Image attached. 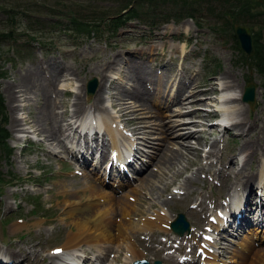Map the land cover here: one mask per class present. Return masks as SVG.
I'll return each mask as SVG.
<instances>
[{
  "label": "rangeland",
  "instance_id": "rangeland-1",
  "mask_svg": "<svg viewBox=\"0 0 264 264\" xmlns=\"http://www.w3.org/2000/svg\"><path fill=\"white\" fill-rule=\"evenodd\" d=\"M183 1L190 5L183 6ZM243 1H248L250 10L253 12L264 10V0H240L232 4L226 0H0V31L7 32L13 29L15 35L36 34L43 42L42 44L28 41L26 35H16V40L0 41V93L7 113L5 128L10 135L7 142L14 149V152L6 159H2L0 154V245L6 250L13 248L21 252L18 264H56L58 259H51L49 254H56L53 249L61 248L73 229L69 224L68 214L63 210L67 204L64 201L72 193L84 198L86 194L81 191V188L85 181L91 183L88 179H93L94 183L99 184L95 174H89L87 179H84L76 173L83 171L82 167L67 159L63 143L55 147L54 151L48 152L51 145L46 144L43 135L37 134L30 127L33 123H29L28 120L32 118L20 121L18 126L21 129L18 126L16 129L11 128L13 117L21 119L26 115L29 118L37 113L39 102L27 101V98L23 95L19 96L20 92L16 91L18 101L15 104L19 109L12 115L11 109L14 103L11 104L7 98L8 89L11 88L13 91L25 69L34 66L38 68L42 62L46 71L47 69L52 72L58 70L56 72L60 78L55 98L56 101L60 100L62 107L56 110L58 111L56 114L57 119H60L64 125L69 116L80 110L81 106L84 111L89 109L92 97L99 89V78L93 68L107 63L108 60L112 61V56L117 58L115 69L107 70L105 73L108 78L115 77L113 79L117 82L120 79L115 88L135 87L137 81L135 75L138 73V76L147 81V90L150 93L147 102L151 103V99L158 102L156 106L153 105V109L162 112L166 124H170L171 120L177 117L172 113L176 103H172L167 109L164 108L165 105H162L166 98L162 97L163 92L165 95L168 93L172 82L175 83L176 88H183L182 91L187 92V95L191 85L195 87L194 90L208 88L213 80L218 83L217 78L224 72L230 73L229 79L237 82L242 91L250 82L256 85V98L252 108L247 103H236L242 108V114L239 113L236 119L239 120L240 127H231L229 133L222 127H216L207 136L204 134L207 143L217 140L213 158L207 161L201 160L200 163L198 160L181 159L179 161L181 164L170 167L167 174L161 176V181H158V178L154 181V184L157 183L156 186L145 184V187L141 189L138 181L141 174L136 175L131 183L123 187L103 186L108 192L116 188L114 195L124 194L132 187H136L141 192L137 193L135 205L144 211L140 216L132 215L131 217L138 224L142 217L151 215L154 211H168L167 213L172 217L182 212L196 231L193 236H197L209 222L208 216L212 212L209 211L204 216L205 210L198 211L199 206L196 204L192 207L195 200L198 202L205 197L206 204L212 209L226 199L227 186L231 183L237 184L239 178L243 176H250V178L258 176L264 162V80L240 58L241 52L237 50L236 39L232 36L234 34L232 25L241 23L248 26L253 33L260 32L264 42V19L256 17L251 23H243V20H248L243 12H240V5L245 3ZM130 8L138 9L139 18L128 20L117 29L109 28V22L112 19L126 14ZM233 13L237 14L233 16ZM8 14L14 16V19L8 21ZM71 15L94 23V35L87 38L71 31V24H69ZM232 18L237 20L234 22ZM117 70L120 74H117ZM92 78L96 79L97 85L94 92L89 95L87 83ZM143 80L136 84L139 89L143 87ZM154 85H159L164 91L158 94L155 88L150 89L151 86L157 87ZM106 91L103 95L107 97ZM201 91L197 93V96H200L198 100H192L183 111L187 112L197 109L198 106H204L202 110L207 113L214 108L210 107L208 102L211 100L208 99L211 96L214 98L218 93L206 95ZM109 92L115 93L116 90L111 88ZM76 93L80 97L78 101L75 99ZM28 95L30 94L25 96ZM73 102L79 103V106L75 107L72 105ZM103 104L107 108L109 101L105 99ZM64 110L66 115L63 113L61 117L59 113ZM110 112L116 113L114 110ZM81 114L78 118L82 117ZM192 115V113L185 114L182 117L198 118L195 114L193 117ZM134 117H136L135 114L129 115L127 121L130 124H137L133 120ZM213 120L217 121L219 117L210 116L206 121L207 128H212L209 125ZM125 125L129 127L126 123ZM61 131L65 133L66 138L68 136L66 126L62 127ZM69 132L71 137L69 143H66L71 145L76 142L78 132ZM157 132L158 130L152 131L151 139L154 142L160 141V134ZM189 142L197 146L195 136L189 138ZM249 143L252 144L251 148ZM97 145L99 146V143ZM108 145L106 142L105 146L109 147ZM245 145H248L246 150L242 148ZM202 147L201 158L209 150L208 146ZM143 148L150 154L153 150L152 146H143ZM240 149L243 150L241 153ZM106 158L102 160L105 161ZM210 161H212V168L207 172L205 168L200 170L198 178H194L187 189L180 190L177 187L181 186L184 178L191 176L199 164L204 166ZM181 167H184L181 173L176 174ZM222 168L225 172L221 171ZM213 172L217 175H213ZM172 177L174 180L169 182ZM165 182L168 183L167 188L164 186ZM148 192L151 194L149 195ZM171 193H175L176 196H172ZM145 195L151 196L157 205L149 206L151 202ZM169 195L172 196L169 199L171 202L166 201V204L162 206L160 203L168 199ZM22 223L24 225L21 228L12 230L14 226H21ZM149 231L135 230L134 234L129 236L128 240L135 244L137 249L132 254L134 258L145 257L159 259L163 264H178L174 257L168 258L167 254L180 255L178 251L185 247H181V242L186 243L187 249L197 244L194 243L196 238L192 236L188 239L183 238L178 244L179 247L174 249V245L178 242L166 226L161 229L155 227ZM241 233L242 231L232 234L230 237L236 238L234 240L233 238L221 239L226 244L219 242L212 244V248L219 254L220 264H237L239 253L246 244L254 247L253 250L264 248L263 240L258 241L257 233L249 231L240 237ZM230 234L226 232V235ZM217 235L218 233L215 236ZM114 244L108 259H111L113 264H125L127 248L123 242ZM21 246L28 251L32 250V254L24 260V249L20 248ZM225 246H229L230 249L228 250ZM197 247L198 245L195 246ZM82 249H85V246ZM33 254H36V257ZM62 254L57 255L61 258ZM85 254L91 256L88 250ZM190 254L193 260L198 259L192 264H202L203 258L197 256L194 250ZM104 263L108 264L106 261Z\"/></svg>",
  "mask_w": 264,
  "mask_h": 264
},
{
  "label": "bare ground",
  "instance_id": "bare-ground-1",
  "mask_svg": "<svg viewBox=\"0 0 264 264\" xmlns=\"http://www.w3.org/2000/svg\"><path fill=\"white\" fill-rule=\"evenodd\" d=\"M181 49L183 50V47ZM112 58V61L108 60L107 63H102L100 66H95L93 68L94 72L98 75L99 78V89L97 90V93L92 97V103L89 105V109L84 111L83 106H81L80 110H78L76 113L73 112L74 114L69 116V119L66 121L65 125L60 121V119H57L58 111L56 110L62 107V105L60 104V100L56 101L55 98L57 96V94H55V91L58 88L60 78L56 72L58 70L52 72L51 70L47 69L46 71V68L43 66V62L38 66V68H34V66L25 69L23 74L20 76V81L14 86L13 91L11 90V88L8 89L9 91L7 93V98L11 104L14 103L13 109H11V114L14 115L16 113V110L19 109L18 105L15 104L16 101H18L16 91L20 92L19 96L23 95L25 98H27V101L34 100L36 102H39V105L37 107V113H35L32 117L28 118V116L26 115L23 116L24 119L17 118L16 116L13 117L11 121V128L16 129V127L20 125V121H25L32 118L30 121L28 120L29 123H33L30 127L37 134L43 135V137L45 138L43 139L46 140V144L51 145L50 150L48 149V152L54 151L55 147L59 146L60 144L62 145V143L64 142V149L69 150L71 156L80 158V160H84L85 162H88V156H86L87 154L85 155V153H88V150L91 149V145H89L88 140L93 143L98 142V140L101 139V137L106 133L110 141V146L112 145V148L114 149V152L119 159V163H121L118 168L108 166V168L104 170L107 173V179H109L112 182V185L116 188L123 187L129 182L128 177L123 174V169H130V166L128 164H130L131 161H128L127 163V161L122 158L123 155L121 156V154H124L126 159L134 157L135 162H141L139 167L143 168L139 173L141 175L139 176L138 181L141 184L140 188L143 189L145 187V184H151L153 186V184L155 183L154 181H156L157 178L158 181H161V176L163 174H167V170L171 169L170 167H172L173 165L181 164L179 162L181 159H185L187 161H190V159H192L193 161L198 160L200 163L201 160L207 161V159L211 158L216 153L217 140H213L210 143H207V138L205 136H207L212 129L215 130L216 127H222L223 130H226L228 132L231 131V127L233 128V126L240 127V122L238 123L239 120L236 119L239 113L242 114V108L238 107L236 103H244L241 101L243 91L242 88L239 87L237 82L235 83L229 79L230 73H222L219 78H217L218 83H215L217 81L213 80L208 88L200 89L202 90L201 93L206 95L215 92L218 93L216 96H214V98L211 96L210 99H208L211 100V102H208V104L210 103V107L212 106L214 108L207 113L202 110L204 109V106H198L197 109L190 111L188 110L187 112L183 111L188 107L187 104L191 103L192 100L197 101V98L200 97L197 96V93L200 90H194L195 87L192 85L188 90L189 95H187V92L184 93L182 91L183 88H176L174 82H172L170 88H168L169 91L166 95L163 92L164 90H162L163 88L159 85H154L157 87L153 88L151 86L150 89L153 90L155 88L158 94H160V92H163L162 97L166 98L165 103L162 105H165V109L170 108L172 103L177 104L175 110L172 111V113L176 114L177 117L173 118L170 124H166L162 112L153 109V105L156 106L158 102L154 101V99H151V103H149V101L147 102V100L149 99L148 95L150 94L147 90V81H144V78L142 79L140 76H138V73L135 75L137 78L136 84L137 82L141 83L140 81L143 80V87L141 86L142 89H139L136 84L135 87L131 86V88L129 86L115 88L120 79L117 82L115 81V79H113L115 77L108 78V75H106L105 73L107 70L111 71L115 69L114 65L116 64L117 58L115 56H112ZM45 64L47 66V62ZM118 73L119 72L117 70V74ZM111 88H114L116 92H109ZM105 91L107 97L103 95ZM62 93L63 92L61 91L60 94L62 95ZM77 93L79 94V92ZM77 93L75 94L76 101L80 100V97ZM27 94L30 95L25 96ZM105 99L109 101V105L107 108L103 104ZM72 105L78 107L79 103L73 102ZM111 110H114L116 113L112 114V112H110ZM61 113H59L61 117L63 116V113H65L66 115V110ZM80 113H82V117L78 118V115ZM191 113L193 114L192 117L195 114L198 118L193 119L190 117H182V115ZM131 114L136 115L133 120H135L137 124H130L127 121L129 115ZM211 114L213 116L217 115L219 117V121L213 120V122H211V125H209L212 126V128L210 129L206 127V121L210 118V116H212ZM123 121L125 122L122 126H120ZM125 123L127 125L130 124L129 127H126ZM65 126L67 127L66 130H69L71 132H83L82 138L80 135V137L77 138L76 142L71 145L67 144L65 142V139L62 137L63 134L61 131L62 127ZM96 130H102L101 136L97 135ZM157 130V133L160 134V141L154 142L151 139L153 138L152 131ZM88 132L89 135L87 138L86 133ZM129 132L133 136H135L137 140L130 138V135L127 136ZM84 136H86L88 140L85 139ZM194 136L197 146L189 144V138ZM120 142L123 143V145H121L123 151H121L120 149ZM136 143H139L141 147H134ZM143 146H152L153 150L151 151V154L149 153V151H146ZM202 146L209 147V150L205 152V156H203V158H201L200 155V152L203 149ZM94 147L102 148L97 161V163H100L101 165L105 162L102 159L106 157L105 152L107 151L108 147L105 146L103 138L100 140L99 146L96 143V146ZM249 147H252L251 143H249ZM141 148L145 152L141 153ZM242 148L246 150L248 148V145H245ZM242 151L243 150L240 149V153ZM84 161L83 164H81L82 166L86 165ZM204 166L202 164H199L197 169L192 172L191 176L184 178L181 186L177 187L180 190L187 189L192 180L194 178H198L200 170L205 168V172H207V170H210L212 168V161L208 162ZM132 167L137 168L138 166L136 167L135 164H132ZM183 168L184 167H181V169H179L176 174H180ZM221 171L225 172V169L222 168ZM93 173H95V175L98 174L94 169ZM106 173L102 178L98 176L96 177V180L99 184L94 183L93 179H88V181H90L91 183L85 181L83 187L81 188V191L86 194V197L84 196V198H82L80 197V195L72 193V195H70L69 198L64 201L67 204L63 210H65L68 214L69 224L73 227V229L68 234L66 241L61 247V253L65 255L63 256L62 254L63 260H61L58 255L49 254V257L51 259L61 260L64 264H81L84 261H89L92 264L94 262L98 264H104V262L106 261L108 262V264H113V262L110 261L111 259H108L110 257L109 252L111 250V247L114 243L119 244L120 242H123V244L127 248L126 251L128 255H125V264H130V262L134 258L132 254H134L137 249L136 245L130 242L128 238L131 234H134L135 230L148 232L155 227L161 229L166 226V229L168 228V225L173 217L172 215L167 213V210V212L154 211V213H151V215L147 214L145 217H142L140 219L141 222L139 224L136 221H133L131 219L132 215L140 216L144 211H142L140 207L135 205V201L138 198V189L136 187H132L124 194L114 195L113 193L116 188H114V191L111 189L112 191L110 192L103 188V186H105L103 182L105 181ZM89 174H91V171L89 172L86 169H83V171L79 173V175L81 177L83 176L84 179H87V175ZM215 174L216 173L213 172V175ZM226 176H228V174H226ZM173 180L174 178L172 177L169 182H172ZM156 184L154 185L156 186ZM167 185L168 183L165 182V188H167ZM227 187V196H229V198L226 201L225 206L223 207L221 206L222 202H219L218 212H213L214 210L210 209L208 204H206L205 202V197H202V199L198 202H196L195 200L192 206L194 207V205L196 204L197 206H199L197 208L198 211L205 210V212L203 213L204 216L209 213V211L212 212L210 214L212 218L209 219V222L206 224L204 230L208 229L209 227L212 229H216L218 235L213 241V244L217 242L226 244L221 239H224V237L225 239L233 238L230 237V235H226V232L237 234L240 231H242L240 237L249 231L257 233L259 237L258 241L263 240L264 244V203L261 200H264V162L262 163L257 177L250 178V176H243V178H239L237 184L231 183ZM257 190L259 194L256 193ZM147 195H145L146 199L150 200L151 202L149 206L157 205V203L153 201V198L151 196L148 197ZM172 196H176L175 193H173ZM172 196L169 195L168 199L166 198L160 204L164 206L166 204V201H170L169 199H171ZM230 208L232 210L229 212ZM226 210L228 212L223 215V211ZM223 223H225V225ZM23 225L24 224L22 223L21 226H14L12 230L14 231L16 229H19ZM191 229L192 234H189L190 236L187 235V237H185L186 235L178 236L173 234V238H175L179 242L183 238H191L193 236V233H196V231H194L193 229V226L191 227ZM214 234V232H211L207 233L208 236L194 235L193 237L196 238V242L199 244L200 241H203L204 239L212 238ZM234 239L236 238H233V240ZM208 242L210 241L205 240V243L207 245ZM180 244H182L181 247L185 246L183 242H181ZM84 246L91 247L93 249H102V251H100V254L92 255V257L84 256L82 260V255H84L85 253V251L82 249V247ZM225 247H227L228 250L230 249L229 246ZM20 248L24 249L23 255L25 254V257L23 258V260L26 259L28 255L32 254V250L28 251L22 246ZM29 248L31 249L30 246ZM253 249L254 247L246 244L243 247L241 253H239L237 264H264V248L256 250ZM209 250H207L206 248L203 249V253L205 255L203 263L220 264L219 254H216L214 251ZM119 251L120 249L118 250V252ZM188 251L191 252L192 250L189 249ZM33 255L36 257V254ZM167 255L168 258H172L170 254ZM20 256L21 252H18V250H15L13 248L6 250L3 247H0V257L8 259L7 264H18L21 258ZM42 258L44 259V257ZM15 261L18 262L15 263ZM0 264H2V262H0Z\"/></svg>",
  "mask_w": 264,
  "mask_h": 264
},
{
  "label": "trees",
  "instance_id": "trees-1",
  "mask_svg": "<svg viewBox=\"0 0 264 264\" xmlns=\"http://www.w3.org/2000/svg\"><path fill=\"white\" fill-rule=\"evenodd\" d=\"M226 1L232 4L234 1H240V0H230V1L226 0ZM243 2L245 3H242L240 5L241 8L240 12H243V14L248 18V20L246 21L243 20V23L246 24L251 23L256 19V17L262 18V20L264 19V10L260 12H253L250 10L251 7L248 5V1H243ZM182 4L183 6L190 5L186 1H183ZM236 14L237 13H233V16ZM24 16L27 17L26 15ZM7 17H8L7 18L8 21H10V19L11 20L14 19V16L9 14L7 15ZM137 18H139L138 9L130 8L126 14L112 19L109 22L110 25L109 28L113 27V29H117L118 27L123 26L126 23V21L134 20ZM232 20L235 22L237 18H232ZM232 20H231V24L233 23ZM69 24H71L70 30L77 33L78 36H83L88 38L94 35L95 32L94 23H92L91 21H85V19H82L76 15H71L69 17ZM16 35L19 36L26 35L28 37V41L41 42L43 44L42 40L38 39L39 37L36 34L19 33ZM16 35L13 33V29H9L7 32L6 30L0 31V41L16 40L17 39L15 37ZM232 36L233 38L236 39L235 34H233ZM235 42H236L237 50L241 52L240 58L243 60V62L251 66L264 80V42H263V38L260 36V32H254V33L252 32V42H253L254 52L251 56H247L243 53V51L239 47L237 39L235 40ZM6 118H7V113L5 110L4 99L0 93V154L2 155V159L8 158L13 153L12 148L7 142V138L9 134L5 128Z\"/></svg>",
  "mask_w": 264,
  "mask_h": 264
},
{
  "label": "water",
  "instance_id": "water-1",
  "mask_svg": "<svg viewBox=\"0 0 264 264\" xmlns=\"http://www.w3.org/2000/svg\"><path fill=\"white\" fill-rule=\"evenodd\" d=\"M233 29L241 50L246 55L251 56L254 52L251 29L248 26L240 23H235ZM96 85L97 81L95 78L88 80L87 93L89 95L94 92ZM255 98L256 85L250 82L244 88L242 102L247 103L252 108L255 103ZM169 227L175 234L179 236L183 235L185 231L187 233L190 231V223L182 212H179L177 216L170 222ZM131 264H149V262L146 259H136ZM153 264H160V261L155 260Z\"/></svg>",
  "mask_w": 264,
  "mask_h": 264
},
{
  "label": "snow or ice",
  "instance_id": "snow-or-ice-1",
  "mask_svg": "<svg viewBox=\"0 0 264 264\" xmlns=\"http://www.w3.org/2000/svg\"><path fill=\"white\" fill-rule=\"evenodd\" d=\"M60 251H61L60 249H55V250H54V253L59 254Z\"/></svg>",
  "mask_w": 264,
  "mask_h": 264
}]
</instances>
